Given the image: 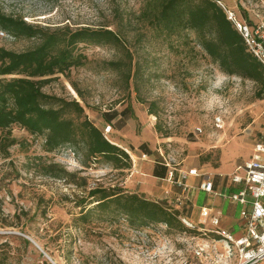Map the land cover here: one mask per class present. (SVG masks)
I'll return each instance as SVG.
<instances>
[{
  "label": "rangeland",
  "instance_id": "1",
  "mask_svg": "<svg viewBox=\"0 0 264 264\" xmlns=\"http://www.w3.org/2000/svg\"><path fill=\"white\" fill-rule=\"evenodd\" d=\"M145 2L0 0L3 13L30 24L118 31L135 70L125 88L118 73L102 68L122 58L120 50L79 45L83 65L53 75L42 87L77 100L103 136L128 153L129 169H114L100 159L83 163L69 145L46 151L42 135L16 124L0 131V264H236L212 233L172 231L162 224L132 228L122 217L96 213L86 221L77 217V203L95 186H117L184 215L188 200L166 180H155L151 168L164 163L173 177L190 167L208 177L227 176L249 158L264 128V92L258 98L252 81L222 73L192 31L166 34L151 25L141 16ZM219 2L238 18L253 19L254 0ZM34 43L0 35L6 50L18 52ZM149 103L155 116L146 112ZM104 117L112 118L107 122ZM59 169L70 175L56 177ZM194 202L204 204V193L196 192ZM227 207L221 215H230ZM188 219L197 228V216L189 213ZM231 227L238 230L234 222Z\"/></svg>",
  "mask_w": 264,
  "mask_h": 264
},
{
  "label": "trees",
  "instance_id": "2",
  "mask_svg": "<svg viewBox=\"0 0 264 264\" xmlns=\"http://www.w3.org/2000/svg\"><path fill=\"white\" fill-rule=\"evenodd\" d=\"M216 1L219 0H146L141 16L166 34L192 31L197 44L222 73L252 81L257 89L256 97L261 98L264 67L246 49ZM0 31L12 38L35 41L32 47L18 52L0 47V131L16 124L29 134L42 135L46 151L69 145L80 152L83 163L100 159L114 169H129L128 153L103 136L85 117L77 100L42 90L53 75L83 65L85 56L78 51L79 45L111 46L120 50L123 57L104 62L102 68L118 73L123 86L128 88L135 70L131 72V55L122 35L106 26L49 28L27 23L1 10ZM151 105L148 104L146 112L155 116ZM111 118L104 117L107 122ZM154 129L159 131L156 124ZM156 167L157 164L152 168V175L162 177L165 166L160 165L161 173ZM54 175L70 174L59 169ZM84 199L76 205L77 217L83 221L96 213L108 219L122 217L132 228L162 224L172 231H200L180 221V210L117 186H95L86 192ZM189 213L190 209L184 215Z\"/></svg>",
  "mask_w": 264,
  "mask_h": 264
},
{
  "label": "built area",
  "instance_id": "3",
  "mask_svg": "<svg viewBox=\"0 0 264 264\" xmlns=\"http://www.w3.org/2000/svg\"><path fill=\"white\" fill-rule=\"evenodd\" d=\"M216 2L241 36L246 49L264 67V0H254L256 6L251 11L253 19L242 16L238 18L232 10L224 8L219 1ZM0 35H3L1 31ZM219 121L217 118L216 122ZM236 170H241L243 175L236 174ZM178 173L173 177L169 170L164 180L171 186L180 188L181 193L186 194L197 188L206 195L220 196L239 206L238 236L233 237L226 229L219 227L218 214H215L210 206L197 208V229L218 236L228 252L236 258V264H256L264 259V128L252 144L249 158L227 176L231 190H215L210 177L198 172L194 167L186 171L179 170ZM188 176L198 179L196 186L186 183ZM183 197L188 200L191 212L193 206L190 198L185 195ZM179 218L185 226L193 227L188 216L181 214Z\"/></svg>",
  "mask_w": 264,
  "mask_h": 264
},
{
  "label": "crops",
  "instance_id": "4",
  "mask_svg": "<svg viewBox=\"0 0 264 264\" xmlns=\"http://www.w3.org/2000/svg\"><path fill=\"white\" fill-rule=\"evenodd\" d=\"M160 165L165 166V172L163 173L162 177H159L161 175L154 176V179L163 181L165 179L168 171H169V168H167L166 164H164V163H157L156 169L159 171V173L162 172V170L160 169ZM227 176L224 175V174H221V173H218V174H215L214 176H211L210 179L212 180L213 188L215 190L226 191V192L228 190H231V188L228 186V177ZM185 181L189 185L196 186V184L198 182V179L188 176ZM169 189H171V188H169ZM196 192H202V191L198 190L197 188H193L189 192L190 193V197H191L190 200H191V203H192V206H193L192 209H191L190 214L194 213L195 216H197V208L199 207V206L197 207L195 205V202H194V194ZM175 193L177 194V196H182V197H183V195H185V196L188 195V193H186V194L181 193L180 188H178V187H176ZM204 197L206 198V202L204 204L200 205V206H210L212 208L213 212H215V214L217 212V214H218L217 218H218L219 227L223 228V229H226L228 232H230L232 234L233 237L238 236L239 233H240L239 228H238L237 231L234 232L232 227H231V224L233 222L236 223L237 226L239 224L238 215H237L236 219L233 218L234 210L236 209V207L238 205L229 203L227 200L221 198L220 196H211V195H206L204 193ZM213 199H215V200H213ZM225 203H227V206H228L227 207V211L229 210V207H231L230 212H229L230 215H228V214L221 215V213H220V210L222 209V207L224 206Z\"/></svg>",
  "mask_w": 264,
  "mask_h": 264
}]
</instances>
